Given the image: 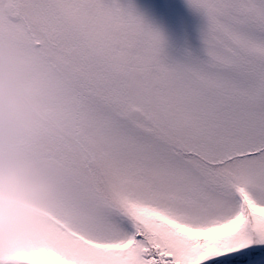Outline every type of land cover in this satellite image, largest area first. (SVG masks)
<instances>
[{"label": "snow or ice", "instance_id": "obj_1", "mask_svg": "<svg viewBox=\"0 0 264 264\" xmlns=\"http://www.w3.org/2000/svg\"><path fill=\"white\" fill-rule=\"evenodd\" d=\"M189 3L202 54L170 62L119 0H0V52L46 93L0 158L55 185L0 264H264V0Z\"/></svg>", "mask_w": 264, "mask_h": 264}, {"label": "rangeland", "instance_id": "obj_2", "mask_svg": "<svg viewBox=\"0 0 264 264\" xmlns=\"http://www.w3.org/2000/svg\"><path fill=\"white\" fill-rule=\"evenodd\" d=\"M143 21L159 31L164 38V53L170 62H187L202 54L201 33L206 24L203 15L194 9L189 0H119ZM15 63H4L0 81L6 77L22 83L25 79ZM21 100H24L23 94ZM0 178L10 179L18 197L33 205L49 203L55 193V185L49 174L32 159L12 156L0 158Z\"/></svg>", "mask_w": 264, "mask_h": 264}, {"label": "clouds", "instance_id": "obj_3", "mask_svg": "<svg viewBox=\"0 0 264 264\" xmlns=\"http://www.w3.org/2000/svg\"><path fill=\"white\" fill-rule=\"evenodd\" d=\"M0 60L15 63L7 51L0 52ZM41 95L46 93L38 81L22 83L6 77L0 81V120L22 128L33 126L35 120L42 115L37 99ZM48 206V203L33 205L21 200L11 180L0 178V235L23 232L31 228Z\"/></svg>", "mask_w": 264, "mask_h": 264}]
</instances>
